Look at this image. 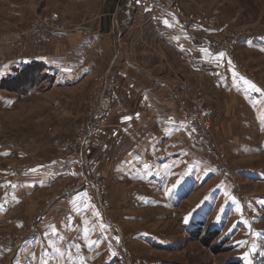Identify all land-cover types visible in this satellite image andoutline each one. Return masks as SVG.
Segmentation results:
<instances>
[{"label": "rangeland", "instance_id": "obj_1", "mask_svg": "<svg viewBox=\"0 0 264 264\" xmlns=\"http://www.w3.org/2000/svg\"><path fill=\"white\" fill-rule=\"evenodd\" d=\"M173 1L175 15L181 19L188 20L191 14L207 17L206 31L196 36L195 43L207 50L209 57L219 56H211L210 42L215 41L219 48L231 49L235 63L258 84L242 78L246 90L241 99L239 95L213 94L209 84L198 77V91L187 90L182 94L175 113L182 103L187 107L197 103L208 111L209 127L205 140L191 139V130H186L187 137L175 139L172 144L182 147L185 143L198 165L209 169L213 179L210 183L198 184L197 193L186 202L182 199L191 187L185 183L177 186L172 198V206H178L175 209L166 204L163 207L158 204L160 208L158 205L145 207L142 203L138 206L131 200L132 187L127 183L119 187L121 196L116 195L114 180L103 169L107 158L113 160L116 153L102 159L93 144L99 134L108 138L111 130L120 131L109 113L104 122L107 126L96 132L86 156L90 171L102 175L104 191L100 195L107 217L120 229L119 235L105 225L80 185L79 164L71 162L62 148L77 140L78 129L86 125L90 117L100 80L106 73L111 75L112 69L98 76H87L68 90H56L51 86V74L43 75L40 66H31L30 61L19 59L65 53L68 49L65 40H61V46L51 35L88 26L106 15L116 0H0V145L12 142L15 154L10 162L0 160V165L11 163L19 167L23 163L59 158L78 171L71 179H60L54 187L36 192L0 220V264H20L19 254L24 255L25 247L36 246L41 236L52 240L44 227L45 222L51 220H61L70 242L69 248L56 255L53 264H122L118 257L122 250L129 254L130 264H264V55L258 54L257 49L246 51L239 48V42L235 43L243 37L264 35V0ZM117 10L111 13L112 20L117 19ZM53 16L58 18L55 22ZM211 23L214 33L219 35H209L212 31L207 25ZM62 26L63 32L55 30ZM110 47L111 54H118L116 41H112ZM261 50L264 51V46ZM93 58L99 62L97 55ZM223 59L235 70L234 61L225 56ZM25 64L27 67H22ZM9 65L16 74L3 76ZM114 94L116 96V90ZM6 99L12 101L3 106ZM170 123L174 126L189 124H176L171 120ZM127 137L124 136V140L128 141ZM19 152L27 158L19 159ZM213 164L222 166L226 172L218 173L212 168ZM198 175H203L200 167ZM78 188L88 202V209L80 216L74 213L73 204L69 202V196ZM139 190L145 196H154L146 187ZM57 198L60 200L56 201ZM211 230H217L218 236L209 247L194 240L196 235L198 239L206 238ZM140 232L146 236L135 239ZM151 244L161 248H153ZM217 245H221L222 252L214 254L210 248ZM33 252L29 250L27 257L31 258ZM41 263L51 264L42 258L34 264Z\"/></svg>", "mask_w": 264, "mask_h": 264}, {"label": "crops", "instance_id": "obj_2", "mask_svg": "<svg viewBox=\"0 0 264 264\" xmlns=\"http://www.w3.org/2000/svg\"><path fill=\"white\" fill-rule=\"evenodd\" d=\"M116 9L117 19L112 20L110 15ZM109 12L88 26L51 35L61 42V46L65 40L68 47L65 53L19 59L30 61L28 65L40 66L43 75L51 74V86L56 90H68L87 76H98L111 68L117 83L111 114L120 131L111 130L108 138L99 134L94 139L93 144L102 159L116 153L112 154L113 160L107 158L104 172L112 176L116 195L121 196L119 187L127 183L132 187L131 200L138 206L140 203L145 207L166 204L175 209L178 206H172V198L177 186L185 183L191 187L182 199L186 202L197 193L198 184L210 183L213 178H210L209 169L198 165L197 158L186 149L185 143L182 147L172 144L175 139L187 137L186 130H191L192 126H174L168 117L175 113L185 91H198V77L209 84L213 94L239 95L241 99L245 96V84L223 57L211 58L195 43L196 36L206 31L204 14H191L185 20L161 11L154 4L139 5L133 0L121 3L116 0ZM112 41L117 42L118 54H111ZM257 44L259 46L255 48ZM238 46L251 52L257 49L258 54L264 55V51H260L264 46V35L243 37ZM93 55L98 56V63ZM10 68L11 65L3 71V76L16 74ZM10 101L6 99L3 106ZM124 136H128V141ZM13 147L12 142L0 145V160L10 162L15 155ZM119 153L122 154L120 158ZM17 155L21 160L27 158L20 152ZM198 167L203 175H198ZM75 171L74 166L59 158L23 163L19 167L11 163L0 165V220L36 192L54 187L60 179H71ZM139 187L152 190L154 196H145ZM69 199L76 215L80 216L88 209L80 188L75 189ZM44 227L52 240L41 236L36 246L25 247L24 255L19 254L23 261L20 260V264H34L41 258L53 264L56 255L70 247L61 220L46 221ZM144 234L146 236L140 232L134 238L139 240ZM29 250H34L31 258L27 257Z\"/></svg>", "mask_w": 264, "mask_h": 264}, {"label": "built area", "instance_id": "obj_3", "mask_svg": "<svg viewBox=\"0 0 264 264\" xmlns=\"http://www.w3.org/2000/svg\"><path fill=\"white\" fill-rule=\"evenodd\" d=\"M142 3L151 2L155 4L159 9L165 10L169 13L177 14L175 11L176 3L173 0H134ZM181 15V14H180ZM58 19L57 16L52 17V21L55 22ZM210 36L217 35L218 33L214 29V25L208 24L207 25ZM58 32L64 31V26L57 27L55 29ZM219 35V34H218ZM242 38H240L235 43L237 44ZM211 56L217 55L219 53H224L227 59L231 62L233 60V55L231 49L227 47H220L218 44L213 41L209 44V49ZM236 66L235 71L239 74L241 78L246 80L249 83L257 85L258 82L252 78L250 75L246 73V71L240 65L236 64L235 61L232 62ZM116 90V80L112 75L106 73L102 76L98 91L94 96V104L92 109L90 110V117L86 123V125H82L78 129V137L75 143H68L63 145V149L65 152L69 154V160L71 162H77L80 166L82 179L80 181V185L83 186L85 192L89 196L91 202H93L96 206V209L100 216L102 217L106 226L113 229L114 232L120 233L119 227L112 222L106 215L105 207H104V200L101 198V195L104 191L102 185V175L100 173H93L90 171V167L87 160V152L92 145L93 138L96 135L98 130L105 128L107 125L104 124L105 120L107 119L109 113L112 111L113 103L115 102V92ZM264 93V88L262 89ZM208 111L203 108L201 105L197 103H193L192 107H187L185 103L179 107L178 111L175 114H172L169 118L173 123L182 124V123H189L191 124V131H190V138L193 140L197 139H204L206 138V133L208 132L209 127V119H208ZM92 122V123H91ZM106 125V126H105ZM207 144L209 142L207 141ZM78 151V152H77ZM218 159V158H217ZM212 168L215 169L218 173H225L226 171L224 168L218 164H213ZM36 230H34V234ZM118 257L122 264H130V257L129 254L122 250L118 253Z\"/></svg>", "mask_w": 264, "mask_h": 264}, {"label": "trees", "instance_id": "obj_4", "mask_svg": "<svg viewBox=\"0 0 264 264\" xmlns=\"http://www.w3.org/2000/svg\"><path fill=\"white\" fill-rule=\"evenodd\" d=\"M208 236L204 239L200 238L198 239V235L195 236L194 240H197L199 241V243H201L202 245L206 246V247H209L210 246V242L215 239L217 236H218V231L217 230H211L208 234ZM221 245H217V246H214L211 249V251L214 253V254H219L221 253L222 249H220ZM230 264H238L237 262H232Z\"/></svg>", "mask_w": 264, "mask_h": 264}, {"label": "snow or ice", "instance_id": "obj_5", "mask_svg": "<svg viewBox=\"0 0 264 264\" xmlns=\"http://www.w3.org/2000/svg\"><path fill=\"white\" fill-rule=\"evenodd\" d=\"M165 24H168V21H165ZM204 51H207V50H204ZM223 55H224V53H219V57H223ZM131 117H127L126 119H130ZM178 183H179V181H178ZM225 195L227 196L228 194L227 193H225ZM187 220H188V218L186 217L185 218V222L187 223ZM247 255V254H246Z\"/></svg>", "mask_w": 264, "mask_h": 264}]
</instances>
